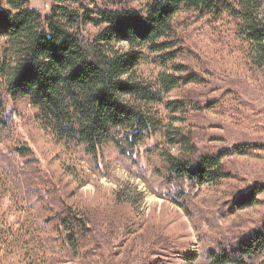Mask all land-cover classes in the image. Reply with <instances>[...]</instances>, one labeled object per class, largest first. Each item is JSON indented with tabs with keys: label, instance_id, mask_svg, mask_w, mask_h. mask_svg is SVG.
<instances>
[{
	"label": "rangeland",
	"instance_id": "obj_1",
	"mask_svg": "<svg viewBox=\"0 0 264 264\" xmlns=\"http://www.w3.org/2000/svg\"><path fill=\"white\" fill-rule=\"evenodd\" d=\"M86 1L114 9L143 4ZM30 2L50 13L52 0ZM173 26L181 47L173 63L187 65L200 80L179 84L165 102L191 107L172 112L165 102L158 105L165 128L126 154L113 143L91 154L56 139L27 100H12L0 86L6 120L0 126V264H215L211 252L264 230V192L253 206L237 207L255 185L264 186V64L257 47L239 35L238 20L228 13L181 10ZM97 30L83 27L87 38ZM162 70L154 63L139 68L146 80ZM166 71L175 72L170 64ZM164 130L190 135L199 154L238 143L259 147L224 159L231 177L196 187L168 177L162 152L177 154L179 146L169 144ZM20 147L27 155H19ZM67 214L86 222L74 247L58 222Z\"/></svg>",
	"mask_w": 264,
	"mask_h": 264
},
{
	"label": "trees",
	"instance_id": "obj_2",
	"mask_svg": "<svg viewBox=\"0 0 264 264\" xmlns=\"http://www.w3.org/2000/svg\"><path fill=\"white\" fill-rule=\"evenodd\" d=\"M136 1L143 3L141 8L52 0L50 13L43 14L30 0H0V86L12 100H27L42 127L56 139L81 145L91 154L113 143L126 154L165 128L155 109L165 102V95L179 84L200 80L187 65L173 63L181 51L173 21L181 10L212 17L230 14L238 20L239 35L257 47L264 64L262 0ZM87 25L98 29L92 38L83 33ZM149 63L163 68L155 80L139 72ZM169 64L184 74L168 73ZM165 103L172 112L191 107L180 100ZM5 121L0 95V126ZM165 133L171 146H179L177 154L162 152L168 177L196 187L231 177L224 159L259 147L238 143L199 154L190 135L179 130ZM17 151L21 156L29 152L23 147ZM262 192L264 186L255 185L237 207L253 206ZM58 220L66 241L76 246L87 231L86 222L70 214ZM210 257L215 264H264V230H252Z\"/></svg>",
	"mask_w": 264,
	"mask_h": 264
}]
</instances>
